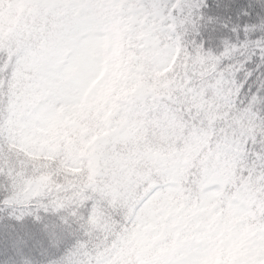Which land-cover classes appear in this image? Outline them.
<instances>
[{
  "label": "snow or ice",
  "instance_id": "snow-or-ice-1",
  "mask_svg": "<svg viewBox=\"0 0 264 264\" xmlns=\"http://www.w3.org/2000/svg\"><path fill=\"white\" fill-rule=\"evenodd\" d=\"M21 2L0 264H264V0Z\"/></svg>",
  "mask_w": 264,
  "mask_h": 264
},
{
  "label": "trees",
  "instance_id": "trees-1",
  "mask_svg": "<svg viewBox=\"0 0 264 264\" xmlns=\"http://www.w3.org/2000/svg\"><path fill=\"white\" fill-rule=\"evenodd\" d=\"M30 18L32 17L27 14L26 6L21 0H14L12 6L5 4L2 12H0V21H2L5 29V38L7 32L17 26L20 22H28L30 23ZM119 63V60L116 61ZM114 84L112 82H108L102 89L97 93L95 98L91 99L88 103L90 104L92 111H85L83 113L84 117L87 116H95V110L97 108H103L105 99L112 93ZM83 118V117H82ZM86 123L88 121H85Z\"/></svg>",
  "mask_w": 264,
  "mask_h": 264
},
{
  "label": "rangeland",
  "instance_id": "rangeland-1",
  "mask_svg": "<svg viewBox=\"0 0 264 264\" xmlns=\"http://www.w3.org/2000/svg\"><path fill=\"white\" fill-rule=\"evenodd\" d=\"M32 22V19L30 18V23Z\"/></svg>",
  "mask_w": 264,
  "mask_h": 264
}]
</instances>
